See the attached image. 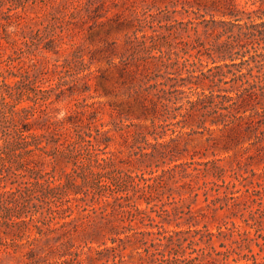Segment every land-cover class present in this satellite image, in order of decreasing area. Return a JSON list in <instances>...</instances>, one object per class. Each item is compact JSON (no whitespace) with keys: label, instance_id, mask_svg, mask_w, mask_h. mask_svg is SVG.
Wrapping results in <instances>:
<instances>
[{"label":"trees","instance_id":"16d2710c","mask_svg":"<svg viewBox=\"0 0 264 264\" xmlns=\"http://www.w3.org/2000/svg\"><path fill=\"white\" fill-rule=\"evenodd\" d=\"M217 3L0 0V255H24L27 264H131V245L135 264H202L199 250L185 253L182 230L165 234L149 224L140 237L128 232L139 217L155 219L154 190L171 183L193 197L203 193L202 211L254 214L235 187L256 176L260 189L248 195L255 202L264 192V0ZM111 19L130 25L123 40L91 49L72 44L63 56L65 35ZM112 77L117 88L105 93L118 122L105 128L90 92L95 78ZM114 131L127 156L123 146L111 149ZM87 188L120 216L108 218L111 234L90 238L101 243L97 254L82 249L81 257L66 227L74 220H67L70 202ZM176 240L174 255L156 247ZM252 254L237 264H261Z\"/></svg>","mask_w":264,"mask_h":264},{"label":"rangeland","instance_id":"374dc122","mask_svg":"<svg viewBox=\"0 0 264 264\" xmlns=\"http://www.w3.org/2000/svg\"><path fill=\"white\" fill-rule=\"evenodd\" d=\"M217 1L199 0L201 4L208 7L215 5L221 6L222 3H217ZM246 1L237 0L240 7L244 6ZM112 15L110 14V16ZM175 18L178 20H187L185 14H176ZM115 19L105 20L106 22L104 24L94 25L92 28H89V24H85L82 28L75 30L69 35H65L64 40L67 43L63 44V48L67 50L63 52V56L69 53L72 44L76 47L91 49L109 41L123 40L124 33L130 30V25L119 26ZM93 82L95 85L92 87L90 93L96 96L95 100L100 102L103 109L100 117L106 123L105 128L112 127L114 126L113 122H118V118L110 114L108 100L112 96H107L105 89H116L118 85L117 79L112 77L103 82L100 81V78H95ZM95 88H97V91ZM112 134L114 141L111 149L123 146L127 156L128 148L123 145V138L116 131ZM193 143H198L199 148L204 149V145L200 144L199 140H194ZM72 166L73 163L67 164V170H71ZM253 167L255 171L260 172L263 164L254 165ZM231 179V177L226 175L224 180L228 183ZM78 180L80 181V178ZM259 180L256 176H252L243 180L242 183L235 187L236 189L240 188L245 195L242 205L246 206L245 202H247L250 208L255 211L252 216H249L248 212L244 216H228L229 209L227 207L220 208L216 211L212 209H204L202 211L200 209L206 205V196L203 193L198 197H193L188 193L189 190L186 186L171 183L168 187L154 190L151 206L153 207L152 215L155 219L150 220L146 218L144 220L142 217H139L133 223L132 231L128 232H136V236L140 237L142 236L141 233L143 230L152 228L149 224L161 227L165 234L170 233L173 229L182 230L181 235L185 238L182 247H184L185 253H196L195 251L199 250V254L206 255V257H202L204 258L202 264H237L243 261H237V259H241L246 253L250 255L257 253V259L261 264H264V203L262 204V200L259 199V195L264 196V192L259 193L257 191L259 195H253L254 197L257 196V201L255 202L249 197V193L247 192V190L254 188L257 190L260 189L259 186L252 184V181ZM262 184L264 186V180H262ZM253 185L255 187H252ZM86 191L87 195L82 200H73V202H70L73 213L67 220L71 218L74 220L66 227L72 236L71 241L73 247L76 249L77 255L80 254L79 256L81 257L85 256L82 253V249L92 255L97 254L96 250L101 243L98 241L91 242L90 238L99 232L106 235L111 234L108 229L111 224L108 218L116 216L114 217V220H116L117 216H120L112 215L110 210L102 208V202L96 196V191L93 188H87ZM140 206L145 207L146 202L143 201ZM209 232H215V235L212 236ZM107 242L111 244L110 240H107ZM89 245L92 247L90 248ZM41 246L45 249L48 247V244L41 243ZM101 246L103 247V245ZM180 246L181 242L176 240L174 245L156 247L160 248V253H164L167 256L174 255ZM249 250L252 252H249ZM134 254L135 252H132V246H128L125 250V255L127 256L126 258L133 260L131 264H135L137 261V256ZM50 259L54 260L55 258L52 256ZM58 260L61 261L60 258ZM0 264L27 263L24 255L10 256L2 254L0 255ZM97 264H101V262ZM155 264H192V262L187 258L181 260H166L162 258L158 259Z\"/></svg>","mask_w":264,"mask_h":264}]
</instances>
